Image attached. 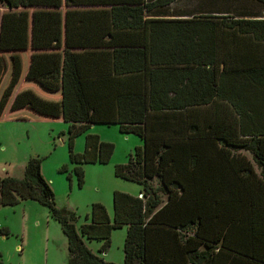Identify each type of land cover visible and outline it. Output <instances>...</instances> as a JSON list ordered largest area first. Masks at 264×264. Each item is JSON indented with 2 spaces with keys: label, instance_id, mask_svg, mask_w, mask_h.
I'll return each mask as SVG.
<instances>
[{
  "label": "trees",
  "instance_id": "obj_1",
  "mask_svg": "<svg viewBox=\"0 0 264 264\" xmlns=\"http://www.w3.org/2000/svg\"><path fill=\"white\" fill-rule=\"evenodd\" d=\"M188 1L0 0V53L62 50L39 78L60 85L72 165L60 172L79 186L83 165L108 163L114 145L88 132L76 51L110 50L115 76H143L142 91L114 99L119 132L142 145L114 167L141 190L113 192L112 220L93 203L76 229L38 155L21 178L0 177V207L34 200L58 222L67 264H114L84 239L103 253L123 226V264H264V0H210L194 12Z\"/></svg>",
  "mask_w": 264,
  "mask_h": 264
},
{
  "label": "rangeland",
  "instance_id": "obj_2",
  "mask_svg": "<svg viewBox=\"0 0 264 264\" xmlns=\"http://www.w3.org/2000/svg\"><path fill=\"white\" fill-rule=\"evenodd\" d=\"M53 55L47 63L54 64ZM28 57L25 51L0 53V177L21 178L27 159L38 155L42 158L41 173L54 192L56 207L74 214L76 229L89 222L85 217L93 203L102 204L112 220L113 192L137 196L141 190L139 184L114 175V167L127 162L134 148L142 145L141 139L134 134L120 133L116 123L92 124L88 132L112 143V156L106 164H84L81 186L74 172L69 180L67 173L60 172L64 165L67 169L72 167L66 142L67 124L62 119H51L53 114L30 107L15 95L23 86L21 94L27 91L37 100H52V94L45 92L42 82L35 79V83L27 84L25 81V72L30 69ZM34 71L33 67L30 72ZM83 148L84 136L80 135L75 138L73 149L80 153ZM125 235V226L114 229L109 247L103 253L98 251L101 242L86 239L84 242L105 261L123 264ZM67 258L66 237L58 222L49 217L45 206L27 200L0 207V264H67Z\"/></svg>",
  "mask_w": 264,
  "mask_h": 264
},
{
  "label": "crops",
  "instance_id": "obj_3",
  "mask_svg": "<svg viewBox=\"0 0 264 264\" xmlns=\"http://www.w3.org/2000/svg\"><path fill=\"white\" fill-rule=\"evenodd\" d=\"M210 0H189L186 5L188 11H193L197 5H209ZM194 9V10H195ZM194 12V11H193ZM55 52L56 55H53ZM29 54L27 63L30 65L29 71L25 72V81L35 83V79L42 82L45 92L52 94V100L43 101L35 99L27 91L25 104L30 107L34 106L42 113L53 114L51 119H62L60 110L61 89L60 85L51 81L42 80L39 76L55 67L61 65L62 50H52L35 52L31 49L25 51ZM54 57V64L47 63L50 56ZM77 73L79 75L83 96L87 103L93 119L92 124H109L115 122L114 99L121 94L130 92H140L143 90V76L138 75L135 78L127 79L126 76H115L112 72V53L110 50H80L75 53ZM35 68L33 73L30 72ZM24 85V82L23 84ZM22 87L15 93L18 97L21 94ZM25 87V86H24ZM30 92V91H29Z\"/></svg>",
  "mask_w": 264,
  "mask_h": 264
}]
</instances>
